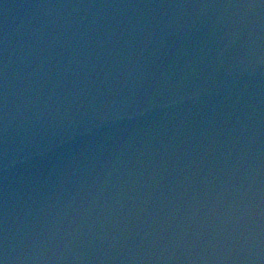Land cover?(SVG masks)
Masks as SVG:
<instances>
[{
    "label": "water",
    "instance_id": "95a60500",
    "mask_svg": "<svg viewBox=\"0 0 264 264\" xmlns=\"http://www.w3.org/2000/svg\"><path fill=\"white\" fill-rule=\"evenodd\" d=\"M2 264H264V0H0Z\"/></svg>",
    "mask_w": 264,
    "mask_h": 264
},
{
    "label": "snow or ice",
    "instance_id": "6c2138e0",
    "mask_svg": "<svg viewBox=\"0 0 264 264\" xmlns=\"http://www.w3.org/2000/svg\"><path fill=\"white\" fill-rule=\"evenodd\" d=\"M0 264H2V262H0Z\"/></svg>",
    "mask_w": 264,
    "mask_h": 264
}]
</instances>
